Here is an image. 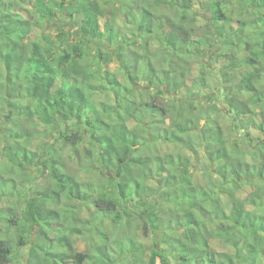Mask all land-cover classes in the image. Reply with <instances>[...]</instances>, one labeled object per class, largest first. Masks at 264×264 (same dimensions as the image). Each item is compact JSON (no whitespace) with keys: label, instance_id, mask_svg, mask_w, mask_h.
Instances as JSON below:
<instances>
[{"label":"trees","instance_id":"obj_1","mask_svg":"<svg viewBox=\"0 0 264 264\" xmlns=\"http://www.w3.org/2000/svg\"><path fill=\"white\" fill-rule=\"evenodd\" d=\"M30 1L0 0V126L13 127L2 139L10 151L0 165V205L14 203L0 216L10 210L16 232L0 236V264H139L125 262L127 254L148 247L150 264H264V137L242 133L248 121L264 136V0L242 1L258 21L244 11L236 28L216 27L229 20L225 0L210 2L213 21L202 25L194 12L200 0ZM213 45L223 50L225 73L241 77L234 92L223 90L228 130L217 98H196L206 88L202 64L181 97L193 59ZM108 47L129 92L103 76ZM111 93L108 108L100 98ZM55 132L53 143L32 150ZM91 140L92 148L83 146ZM81 146L86 170L99 169L100 181L68 172L61 152L79 155ZM8 169L28 181L47 173L51 186L16 196ZM134 222L152 245L127 231ZM74 237L88 238L90 251Z\"/></svg>","mask_w":264,"mask_h":264},{"label":"rangeland","instance_id":"obj_2","mask_svg":"<svg viewBox=\"0 0 264 264\" xmlns=\"http://www.w3.org/2000/svg\"><path fill=\"white\" fill-rule=\"evenodd\" d=\"M205 0H200L198 1V3L196 4L195 7V13L197 14V17L199 19H201L200 24H204V21L206 22H212L213 19L211 17V8H212V3L210 4V2L212 0H208L206 1L203 5L202 2H204ZM225 7L228 10L229 13V20L227 21H223L220 23H216V27L218 28H224L226 25L228 26V24H231L232 26H234L235 28L239 26V24L237 23V20L239 18L242 17L243 12L245 11V13L247 14L248 21H250L251 23L258 21V18L256 17V14L252 12L250 10H243L242 6L244 5V3H242V1L244 0H225ZM247 0H245L246 2ZM32 1L30 0H24V4L26 5L27 3L31 5ZM24 5V6H25ZM26 7V6H25ZM28 7V6H27ZM22 13L24 15V17L26 19H30V13H28V11L26 9L22 10ZM195 14V15H196ZM66 25V29L67 30H71L72 34L76 33L77 27L76 24L74 23H70V24H65ZM72 25V26H71ZM56 25L52 26L49 25L47 32L49 34H53V37L57 39V35H58V31L55 29ZM122 46H119V49ZM108 50L111 52H113L112 54V60L110 61V63H108L104 69V73L103 76L106 79V81L108 80L109 83H113V84H120L124 86H127V91L129 92L131 89V85L129 83L128 80H126V78L124 77V72L121 68V64L118 63L117 61V56L115 51L112 50V48L108 47ZM223 52L222 48L220 45H213L210 46L208 49H206L203 53H198L199 55V60L193 59V69H191V75H190V81L187 82V85L185 87H187L184 91L183 94L181 95V97L183 98H187L189 90L191 88V82L194 79H199L201 77V74L203 71L205 72L204 76L206 78V88L201 89L202 91H198L196 92V94H198L199 96H197V99H207L206 101H209V98L213 99V98H217L218 100V107L220 108V110L222 111V116L220 117V122H223L225 128L228 130L229 128H232V123H231V119L230 117L227 115V113L230 111L227 104H226V93H224V89L226 90V88L232 90L233 88H235L237 86V84L240 82V76L238 73H233L231 75H227L226 69H225V64L226 61L224 59V57H222L220 54ZM247 53V52H245ZM219 56H221L222 58H220ZM203 65V71H199L198 68L200 65ZM141 88H148L147 86L144 85V83H142V85H140ZM234 92V90H232ZM226 92V91H225ZM113 93H111L108 96H102L101 99V103L105 102V106L112 107L114 105V99H113ZM248 96H242L243 99H246ZM257 112L260 110L258 107L254 108ZM205 121H202L201 124H204ZM245 131H243V135L245 133L248 132V134L250 133V135L254 136V137H264L255 127L254 125H251L250 122L246 121V123H243V128ZM12 125L10 124H2L0 126V165L4 163L5 161V157L8 154V152L10 151L8 144H4L3 142V137L7 138V135L12 131ZM54 135L52 136H48L49 134H44L42 136L39 137L38 140H35L32 143V150L37 151V152H41L42 151V146L43 143L45 142H49V143H53L55 141L56 138V132L53 133ZM94 143V142H93ZM92 140L89 141L86 144H83V146L87 145L89 146V148H92L93 146ZM61 144L56 142V149L60 152L61 150ZM81 146V150L79 155H77L76 151L74 148H64V151L62 150L61 155L64 158L63 161L65 160V163L67 164V170L68 172H70L73 175H76L78 177H82L83 180H87L90 179L92 181H100L101 178V171L99 169H93L92 171H87L86 168H88V166L91 165L90 162V158L87 157V155H85V151H84V147ZM174 150L173 146L170 147H166V151L168 152H172ZM72 151V152H71ZM70 152L72 154H76L75 158L73 160L72 157H70ZM84 154V155H83ZM81 157V158H80ZM95 168V167H94ZM9 170V169H8ZM17 170V169H16ZM7 171L4 172L3 175L6 176L7 181L9 182L10 178H13L17 181V183L15 184V186L17 187V190L15 189V193L16 196H19L20 192H27L30 193L31 191H35V190H39V189H43L44 187L47 186H51L50 184V179L47 175V173L44 174H39V172L37 171L34 176L36 177L35 180L31 179V181L29 178H25L24 173L21 170H17V171ZM110 177H114L115 173L114 171H109L107 173ZM12 184V186L9 185V189H11L14 186V183H10ZM30 184V185H29ZM20 190V191H19ZM14 203L10 202L9 199L6 201L4 200L2 202V205H0V208L2 207H10L12 206ZM81 205L77 204L76 207L77 209L79 208L81 210L82 213V217H88L90 212L88 211V209H85V207H80ZM9 213H11L10 210H7L3 215L0 216V236L3 235H16L15 230H10V222L8 221L9 218ZM4 216V217H3ZM8 226H10L8 228ZM131 227V228H130ZM127 228V231L132 233L133 235H135V238L143 245H148L150 246V244L152 245L153 242L152 240L148 239L145 237L141 226L134 222L132 224V226H130ZM110 229V227H109ZM115 235L114 233L111 235L113 236ZM35 236H37V234H35ZM34 236V237H35ZM73 240H75V245L76 247L83 253H88V250L90 251V243H88V238L86 237H82V238H77L74 237ZM213 246L219 250V252H226V253H233L234 250L229 246V245H225V244H221L218 242H213ZM146 252L144 254H139L138 252H136L135 254H131L128 255L127 254V258L125 260V262H134V260L136 262H139V264L141 263H146V264H150V260H151V252H150V248L148 247L146 250ZM136 258V259H135ZM26 260V258H25ZM69 264H73V263H69ZM121 264H124V261L121 262ZM157 264H161L160 261H158ZM172 264H177L175 262H172Z\"/></svg>","mask_w":264,"mask_h":264}]
</instances>
